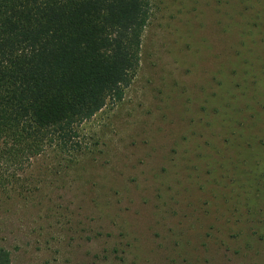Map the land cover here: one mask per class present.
Returning <instances> with one entry per match:
<instances>
[{"label":"rangeland","instance_id":"obj_1","mask_svg":"<svg viewBox=\"0 0 264 264\" xmlns=\"http://www.w3.org/2000/svg\"><path fill=\"white\" fill-rule=\"evenodd\" d=\"M151 3L79 148L0 165L9 264H264V0Z\"/></svg>","mask_w":264,"mask_h":264},{"label":"trees","instance_id":"obj_2","mask_svg":"<svg viewBox=\"0 0 264 264\" xmlns=\"http://www.w3.org/2000/svg\"><path fill=\"white\" fill-rule=\"evenodd\" d=\"M151 9V0H0V165L79 148L78 126L130 85Z\"/></svg>","mask_w":264,"mask_h":264}]
</instances>
